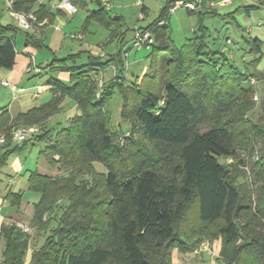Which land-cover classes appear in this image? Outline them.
Wrapping results in <instances>:
<instances>
[{
    "label": "trees",
    "instance_id": "16d2710c",
    "mask_svg": "<svg viewBox=\"0 0 264 264\" xmlns=\"http://www.w3.org/2000/svg\"><path fill=\"white\" fill-rule=\"evenodd\" d=\"M14 1L15 9L30 10L23 0ZM261 5L264 0L245 9ZM106 11H93L88 20L108 26L113 19ZM207 13L196 14L198 30L179 46L170 36L167 5L140 28L152 30L155 39L149 46L150 71L141 78L128 80L122 49L89 54L81 66L70 65L81 52L69 54L46 66L68 72L69 84L51 77L48 101L14 119L0 113L8 147L0 155V172L9 154L36 142H45L44 160L64 171L58 176L30 172L27 190L40 194L31 224L49 233L26 263L29 234L14 222L2 223L1 264H173V250L193 251L209 237L203 228L210 225L218 227L211 240L221 241V264H264V98L254 121L256 89L249 82V77L264 81V67L256 69L263 41L243 38L252 59L243 60L240 69L228 54L210 48L203 24ZM17 30L0 24V69L15 63ZM110 65L115 73L97 96L99 73ZM158 80L163 94L156 90ZM115 93L121 121L133 125L124 139L120 123L112 125ZM65 97L79 113L52 134L45 123L60 112ZM32 125L40 126L37 134L12 141L13 129ZM94 163L106 171L98 172ZM1 182L0 197L20 205V193L8 190L1 196ZM193 202L199 227L186 233L177 226Z\"/></svg>",
    "mask_w": 264,
    "mask_h": 264
},
{
    "label": "rangeland",
    "instance_id": "374dc122",
    "mask_svg": "<svg viewBox=\"0 0 264 264\" xmlns=\"http://www.w3.org/2000/svg\"><path fill=\"white\" fill-rule=\"evenodd\" d=\"M143 3V0H141ZM158 0H147V6H148V14L145 17V19H139V13H140V7L135 4V0H124L125 9L122 10L123 16L120 19V21L117 23L119 25V29L124 31L125 33V46L129 45V43L132 42L129 41V39L133 38L134 30L137 28V26H146L150 22H152L159 13V5ZM256 2V1H254ZM252 2V4H255ZM259 3L260 1L257 0ZM256 2V3H257ZM240 4H245V1L242 0L238 3L236 1L232 6L228 8H218L219 14H225L227 12L233 11L235 8H237ZM90 5V3H89ZM93 8H95V4H92ZM117 3H114L113 0H111V10L118 11ZM203 11V8H202ZM181 14V19L177 23L171 22V30H170V36L174 43L179 46L181 45L185 39L189 36H192L191 29L198 30L197 26V19L195 13L193 15L187 14L185 8L181 7L179 8L175 14ZM201 13V12H200ZM213 15V14H207L206 17L203 19V24L207 28L206 31V37L207 41L210 45V48L212 50H224L226 49V54L229 56V50H232V56L234 63L240 68H243V60L248 62L252 59L251 54H249V47H246V45L243 42V38H247L248 35L252 37H257L263 41L262 45V51L258 56V64L256 66V69L261 70L264 67V6L253 9L249 11V15H246L244 10H239L235 15L234 19L230 17L223 18L222 16ZM0 15L1 20L5 22L7 20V11L4 7V10L0 8ZM85 17V11L82 8H77V12L73 14V17L68 21L67 26H65V29L63 31H55L57 32L61 37L62 35H67L65 40L66 44L64 45L63 49L60 51V49H56L55 54H48L46 52V49L43 48L41 51L34 49L33 52L36 57V60L40 63L42 72L40 74H29L26 73L27 77L24 79L23 84H25L26 92L24 93L23 99H26V101H31V97L29 95V92L31 89H28V86L32 83H43L46 78L49 76V73H45L46 71V58L48 60H51L54 58V56H65L69 53H75L79 51V49H90L92 53H101L102 51L105 53H112L116 50V47L118 46V43L113 41L106 44V47L99 49V43L104 42L108 37V30L105 29L102 26L97 25L96 23H92L89 30L85 33V38L82 40L72 39L69 36V32H77L81 30L82 22ZM165 20V19H164ZM262 20L263 24L260 26H257V21ZM166 21V20H165ZM237 24H236V23ZM116 26V25H115ZM139 28V27H138ZM250 30V31H249ZM65 33V34H62ZM76 34V33H74ZM18 37L15 39L16 48L18 51H20V48L23 47L22 43V34H17ZM229 38L231 40V43H226V39ZM68 41V42H67ZM60 42V38L58 39V44ZM132 47V48H131ZM128 52H130V55L125 59L127 68H126V75L128 80L132 81L136 77V75H144L147 74L150 71L151 68V57L150 47H140L136 48L131 46L128 47ZM18 57V64H21V55L20 53H17ZM230 57V56H229ZM244 58V59H241ZM88 58L87 55L84 54L80 57V59L77 61L76 65H82L84 63H87ZM113 67V66H112ZM250 70H254L251 68ZM160 72V71H159ZM115 73V68H112V71L110 72H100L99 78H98V90L96 92L100 94L104 87V82L113 77ZM160 75V74H159ZM158 75V77H159ZM103 78H102V77ZM140 77V78H141ZM100 79H102L100 81ZM30 80L29 83H27ZM159 81H157L158 85L156 87V90L158 94H163V90L161 85H159ZM251 84V83H250ZM252 85L256 89V98H253V100L256 102V108L251 112V118L255 121L260 116V106L259 104L262 102L264 98V81H258L252 83ZM99 96V95H97ZM12 97L10 95H7L4 90L0 89V104H6ZM19 99V98H18ZM17 99V100H18ZM40 100V99H39ZM161 99H159L160 101ZM121 107L120 103V97L118 93H115L113 98L110 101V112L112 116V125L116 127L119 123L121 125V129H124V132L122 134V138H126L129 134V132L132 131L131 127L133 126L131 122L129 121H121L119 116V110ZM61 125L64 126L68 121L64 118H60ZM46 124V123H45ZM39 126V125H37ZM61 126V127H62ZM40 127V126H39ZM46 128V126H44ZM14 130V129H13ZM3 134V133H2ZM127 134V136H124ZM135 135H139L135 131ZM45 142H36L34 144L29 143L26 148L19 152L17 155L19 156L20 160L23 162V164L30 169H36L40 173L46 174V175H61L64 173V171H60L57 168H53L50 165H48L42 156L39 155L38 150L41 148H44ZM240 157L244 159L245 161H248V157L241 153ZM254 159L256 160V153H254ZM227 160L226 162H228ZM231 161V160H230ZM223 162V161H222ZM94 167L98 172H105V167L100 163H94ZM238 170L242 168V164H237ZM9 166H5L0 173V177L2 178L5 173H8ZM66 174V173H65ZM3 179V178H2ZM4 187V186H3ZM24 199L27 200L29 196H38V194L33 192H25ZM196 205L193 202L189 208L188 211L185 212L183 217L178 223L177 228L179 230L187 229L186 233L191 232V230L196 229L199 227V222L197 221L196 217ZM21 217L20 219L13 220V222H19L24 224L29 228V231L27 234H29V246L28 250L25 254V262L27 263L30 257V253L34 248H37L44 240L46 235L49 233L48 230L41 231L38 230L34 225L31 224V216H30V209L29 207H26V205L21 206V208L16 212ZM218 229L216 225H210L208 227L203 228V232L209 234V237L204 238L201 243H199L198 247L192 250H186V251H178L176 249L172 252V262L173 264H221V261L219 260V252L221 249V241L220 239L211 240V238L214 235L215 231ZM2 262V241H0V264Z\"/></svg>",
    "mask_w": 264,
    "mask_h": 264
},
{
    "label": "crops",
    "instance_id": "0c3cea01",
    "mask_svg": "<svg viewBox=\"0 0 264 264\" xmlns=\"http://www.w3.org/2000/svg\"><path fill=\"white\" fill-rule=\"evenodd\" d=\"M23 1L26 5L30 6V10L24 11V12H31L34 15H36L37 28L35 30L21 29L20 27H18L15 24L14 20L10 17L8 12H7L8 16L6 17L7 20L5 22H3L1 20V15H0V24L1 25L13 24L18 29L17 32L14 34V39H13L15 52H16L15 63L13 65V67L10 69H0V79L2 78V79L9 81L13 86L16 87V89H23L22 91H19L16 89L13 90L11 87H6V86H3L2 84H0V89L4 90L7 95L11 96V94H12L11 99L6 104H0V113L2 111L8 112L11 119H14L18 115V113L25 112L28 109L35 107V106H39L40 104H42V103H44L50 99V97L52 96V90H51V86L48 83V80L51 77H56V78L66 82L68 84L70 83V75L68 72L58 71V70H53V71L46 70L44 72L49 73V76L46 78V80L43 83H32L31 85L28 86V89H31V91L29 92V95H30L32 100L26 101V99H23L24 93L26 92L25 91L26 90L25 84H23L24 79L27 77L26 73H29L32 75V74H36V73L40 74L42 72L40 63L36 60V57L34 55L33 48L40 50V51L43 48H45L46 52H48V54H50V55L55 54L56 49H60V51H61L63 49L64 45L66 44L65 38L67 35L65 33H62L65 35H62L63 37H61L55 31H63L65 29V26H67L68 21L73 17V14H75L77 12V8H82L85 11V17H84L83 22H82L81 30H79L77 32H69V36L71 34H74V33H76V34L81 33L83 35V38H85V33L89 30L91 24L96 23L97 25L102 26L108 30L107 39L104 42L98 44L99 49L106 47L107 43L113 42V41L117 42L118 46L116 47V50L110 54L105 53L103 51L99 54H97V53L95 54V53H92V51L90 49L89 50L88 49H81V50L79 49V51H77L75 53H69V54H76V53L81 52V56L86 54L87 58H88L89 54H93L96 56L111 55V54L116 53L119 49H122L124 51L125 57H128L130 55V52H128L127 50H128V47L131 46L132 42L129 43V45L125 46L126 45L125 44L126 43L125 42V34H124L125 32L122 31L121 29H119L118 28L119 25H117V23L120 21V19L123 16L122 10L125 9L124 0H113L114 3H117V6H115V8H117L118 11H115V10L113 11L110 9L109 11L105 12L107 15H109L113 19V22L108 26L105 25L103 22L98 21V20H92V19L88 20V16L90 15L91 12L102 9L101 4L97 0H70L76 7L75 12H71L64 7H58V3L60 2V0H23ZM168 1L169 0H158L157 3L159 5V13H160V10L167 5ZM192 1H196V0H192ZM219 1L220 0H202L201 4H202L203 11L208 12L207 14L218 15L219 14L218 8H220V9L228 8V7L232 6L236 1H238V3H239L242 0H231L229 3H227L226 5H222V6L218 4ZM244 1H245V4H240L233 11L227 12L225 14H219V16H222L223 18L230 17V18L234 19V15L239 10H244L246 15H249V11H247L245 8L248 6H251V5H257V4L259 5L260 4V2L259 3L257 2V0H244ZM254 1H256L257 3ZM258 1H261V0H258ZM252 2H254L255 4H252ZM89 3H90V5H89ZM146 3H147V0H143L142 8L144 9V13H145L143 19H145V17L148 14V6ZM92 4H95V8H93ZM262 6H264V5H261V7ZM4 7H5L4 6V0H0V8L4 10ZM178 9H176L173 13L170 14L169 23H168L169 27H171L172 21L175 23L180 21L181 14H179V13L175 14ZM255 9H257V8H255ZM251 10H253V9H251ZM20 11H23V10H20ZM186 12L189 15H193V14H190L189 11H187V10H186ZM159 13H158L157 17L159 16ZM229 14H231V15H229ZM157 17L152 22H150L148 25H146L144 27L143 26L142 27L137 26V28L139 27V29H140V28H145V27L149 26L150 24H152L157 19ZM196 19H197V15H196ZM170 30H171V28H170ZM195 31H196L195 29H191L192 36H189L186 39L192 38ZM17 34H22L21 39H22L23 47L20 48V51L17 50L16 43H15V39L18 37ZM59 38H60V42L58 44ZM131 40H132V37L129 39V41H131ZM33 41L37 42V44H34ZM220 51H223L226 53L227 50L224 49V50H220ZM17 53H20V55L22 56L20 59V61H21L20 65L18 64ZM69 54H67V55H69ZM67 55L59 56V57L54 56V58H64ZM30 56H32L34 58L35 64L40 69L39 71H36V70H31L29 72L27 71V67L30 63ZM80 57L76 60V62L74 64L70 63V65L81 66V65H76V63L80 59ZM53 59L48 60V58H46V62H47L46 66L49 63H51ZM241 59H244V58H241ZM84 64H86V63H84ZM112 66L113 65H110L103 72L112 71V68H113ZM139 77H141V76L139 75ZM29 82H30V80L27 83H29ZM78 113H79V110L77 109L75 102L72 99L65 97L63 102H62V109L60 110V112H58L57 114H55L54 116H52L51 118H49L46 121V124H45L46 130H50L52 134L57 132L62 126L61 122H60V118H64L65 120L68 121L69 119H71L73 116H75ZM26 146L24 148L16 151V152L9 154L7 156L5 165L1 168V170L5 166H9V168H10L9 169L10 171L8 173H5L4 176L2 177L3 179L0 177L2 179L1 196L6 195L8 190H11V192H13V193H20L21 194V203L18 206H13V205H10L8 200H5V199H3V197H0V225L2 223L10 224L13 222L14 219L15 220L20 219L21 217L16 212L23 205H26V207H29L30 216L32 217L33 205L40 198V194L36 193V194H38V196H29L27 198V200L24 199V196L26 194L25 192L28 191L27 190V180H28V177L30 175V172L36 170V169L33 170L30 168H27L23 164V162L20 160L19 156L17 155L19 152L23 151L26 148ZM7 148L8 147L1 146L0 147V155L4 151H6ZM42 150H43V148L38 150L40 156H42V154H41ZM41 174H43V173H41ZM51 176H56V175H51ZM28 192H30V191H28Z\"/></svg>",
    "mask_w": 264,
    "mask_h": 264
},
{
    "label": "built area",
    "instance_id": "2783aa9c",
    "mask_svg": "<svg viewBox=\"0 0 264 264\" xmlns=\"http://www.w3.org/2000/svg\"><path fill=\"white\" fill-rule=\"evenodd\" d=\"M101 6L109 11L111 8V0H97ZM231 0H220L218 2L219 5H226L227 3H229ZM14 0H4V6L6 11L8 12V14L10 15V17L14 20L15 24L20 27L21 29L24 30H35L37 28V18L36 15H34L31 12H24V11H20L15 9L14 7ZM202 0H196V1H192V0H171L167 3V9H168V13L171 14L173 13L176 9L183 7L185 8L187 11L189 12H193L195 14L202 12V4H201ZM135 4L137 6L140 7V13H139V19H143L144 18V11L142 10V2L141 0H135ZM58 7H64L67 10L71 11V12H75L76 11V7L75 5L70 1V0H60V2L58 3ZM165 20H161L160 22H158V25H163L165 24ZM263 24L262 20L257 21L256 25L260 26ZM70 38L72 39H77V40H82L83 35L81 33H77V34H71ZM155 42L152 30L150 29H139L136 28L134 30L133 33V38H132V46L136 47V48H140V47H149L150 45H152ZM226 43H231V40L229 38L226 39ZM232 50H229V56H232ZM31 70H36L39 71V67L35 64L34 62V58L32 56H30V63L27 67V71H31ZM102 79H100L101 81ZM249 82L252 84L255 82V79L253 77H249ZM0 84H2L3 86L6 87H11L13 90L16 89L15 86H13L9 81L5 80V79H0ZM19 91H22L23 89H16ZM97 95H99V93H97ZM253 98H256V94L254 95ZM163 104V100L161 99L159 101V106H161ZM40 131V127L37 125H32V126H21V127H17L12 131V141L15 143H21L24 140L28 139L29 137L34 136L35 134H37ZM124 136H127V134H125ZM6 143V137L4 134L0 133V147L3 146ZM230 161V160H229ZM14 224L20 228L23 232H28L29 228L27 226H25L22 223L19 222H14Z\"/></svg>",
    "mask_w": 264,
    "mask_h": 264
},
{
    "label": "water",
    "instance_id": "95a60500",
    "mask_svg": "<svg viewBox=\"0 0 264 264\" xmlns=\"http://www.w3.org/2000/svg\"><path fill=\"white\" fill-rule=\"evenodd\" d=\"M227 172V171H226Z\"/></svg>",
    "mask_w": 264,
    "mask_h": 264
}]
</instances>
